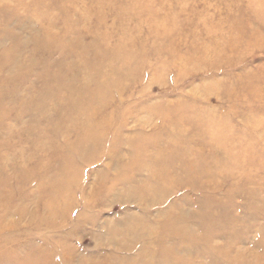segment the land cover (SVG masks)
<instances>
[{
    "label": "rangeland",
    "instance_id": "374dc122",
    "mask_svg": "<svg viewBox=\"0 0 264 264\" xmlns=\"http://www.w3.org/2000/svg\"><path fill=\"white\" fill-rule=\"evenodd\" d=\"M246 4L244 0H0V215L10 209L1 220L14 213L17 229L0 254V264L4 258L14 264L31 250L45 247L53 250L56 264H141L134 260L141 248L149 244L159 251L168 245L175 250L177 238L169 236L157 244L153 235L128 240L124 229L129 224L136 228L141 218L145 227L162 235L155 220L164 222L161 213L174 205L176 212L184 209L181 221L197 235L191 254L199 264H264V258L256 259L264 255V172L248 181L244 172L241 178L224 177L214 168L195 179L182 171L179 177L175 174L181 180L160 184L153 192L148 160L141 154L172 141L176 149L168 162L183 167L184 151L192 152L206 141L207 132L192 124L198 113L214 117L215 129L222 132L264 134V44L237 53L224 50L231 26L252 22L253 14H244ZM164 30L172 31L168 40H162ZM64 47H81L89 59L105 49H141L144 56L137 66L128 64L106 82L110 102L97 104V113L90 118L92 125L101 122L90 134L100 140L88 143L86 152L68 156L69 193L45 209L42 198H48L47 190L39 183L67 163L65 150L80 146L76 135L80 128L85 133L90 129L81 122L76 130L80 122L75 120L61 122L57 108L50 105L55 84L70 76L61 54ZM112 53L105 52L104 57ZM66 59L71 63L69 56ZM244 77L253 83L244 86ZM88 88L90 93L83 97L87 104L79 105L84 110L93 100L94 82ZM37 97L46 101L42 110L35 109ZM63 140L74 146L65 148ZM208 152L205 146L199 158L203 161ZM206 184L216 188L207 189ZM206 217L211 220L203 228L200 219ZM35 220L50 228L41 227L44 224L36 228L31 223ZM10 230L9 226L2 232ZM208 235L211 240L205 241ZM18 241L27 244L13 251ZM4 246L0 243V250ZM156 263L161 264L158 258Z\"/></svg>",
    "mask_w": 264,
    "mask_h": 264
},
{
    "label": "bare ground",
    "instance_id": "6f19581e",
    "mask_svg": "<svg viewBox=\"0 0 264 264\" xmlns=\"http://www.w3.org/2000/svg\"><path fill=\"white\" fill-rule=\"evenodd\" d=\"M244 1L247 3L243 9L244 14H248L249 12L253 14L252 22H246L239 27L231 26V29L229 30V33L227 34V38L225 40L226 49H224L225 51H229L230 53H232V51L237 53L257 44H264V0ZM247 20L248 18L246 19V21ZM173 25L175 26V24ZM160 35L162 37V40H168V38L172 35V31L164 30ZM213 43L212 45H214ZM235 43L237 45L232 47ZM16 47L17 46H15V49H13L15 53H17V51L19 50V48H17V50ZM120 51L121 52L116 49L113 51H109L106 49L101 52L95 51V55L97 57L89 59L86 57V50L81 47H77L75 50H70L68 47H64L62 49L61 54L65 56V65L67 66V69H71L70 76L62 77L61 82L57 85L55 84L54 93H52L51 95L54 101H52V103L50 104L57 108V115L61 122L65 124L70 123L71 120H75L74 122H80L75 125V129L78 127L76 130H78L82 125L81 122H83L84 125H92L90 124V118L96 115V106H98L97 104L101 103L105 104L106 106L110 102L108 100L110 97L106 96L104 92L106 82L112 81L114 78L113 76L118 74V72L120 73L124 67L128 66V64L133 68L137 66V62L144 56L141 49L125 48L123 49V51ZM105 52L113 53L107 59L106 57H104ZM66 56H69L71 58V63L68 64L69 59L67 60ZM14 62H18L15 57ZM32 63L35 62L32 61ZM77 74L82 75L80 79L77 77ZM54 77V81H58V77ZM261 79H264V71L262 72ZM250 80V78L244 77V86L249 83L252 84L253 82H251ZM92 82H94L95 85L94 90L91 91V93L93 94V100L87 101L88 105L86 106L85 110L81 109L79 105H81L82 103L87 104L83 100V97H86V93H90L88 90L86 91V88H88V85H91ZM111 86L115 87V84L112 83ZM66 94H68V96ZM45 106L46 101L43 100L42 97H37L35 109L42 110V108H44ZM69 112H71L70 117L68 115ZM75 117H81L80 119H82L83 121H79ZM192 121L194 122L192 124L201 132H207V134H204L206 137V141L203 143H198L196 147L198 149L195 148V150L193 149L192 152H190L189 150L184 151L187 158L185 159L183 167H178L177 165L168 162V158L176 149L172 141L165 142L159 147L158 151L152 152L150 154L146 151L141 152V154L144 153V159L148 160V170L152 175L150 181V183L152 184L149 188L150 191H153L154 188L156 189V186L160 184L166 185L167 183L173 182L175 180H181L182 178L178 177L182 173L187 172L190 174L192 173L194 178L196 177L195 179H198L199 176L206 175L210 169L217 168L219 169L218 171H221V175L224 177L233 175L235 177L241 178L243 177V174H241V172H244V175L246 174L245 177L248 181H250L253 176H257L259 173L264 172V134H256V136L254 137H247L246 134H230L228 131L222 132L221 130H216L215 118L204 113H198ZM100 124L101 122H97L91 127L89 126L90 129L88 128L89 131L87 129V133H85L84 131V133L81 132L80 128L78 134H76L78 140H80L78 142L80 146L77 148L74 147L71 149V151L68 152L64 149L65 151L63 152V156H67V159L65 158L67 163H62L60 164V166L58 165V170H56L53 176H51L50 178L43 176V181L39 184L43 186L42 188H44V190H47V195H45L49 198H47L48 200L46 198H42L45 209H47V205H49V208L52 202L59 203L61 198L60 195L68 192L67 186L72 181V165L69 162L70 159L68 158V156H71L72 154H79L80 150L82 149L84 152H86L88 148L87 146L89 145L88 143L93 142V145L98 144L100 138H96L95 136H92L90 134L91 132L93 133L96 128L98 130ZM62 131L63 133H65L64 129H62ZM61 136H63V139L66 138L65 134H61ZM82 138L85 139L84 142H82ZM132 141L130 142L131 146L134 145L132 144ZM63 142L65 148H71L72 146H74L73 144H67V142H65L64 140ZM205 146H208L209 152L208 155L206 154V156L204 157L203 162L199 158V151L203 152ZM131 153L133 154V152ZM93 155L94 153L92 151L90 153V156L93 157ZM175 174H178V177H175ZM238 174H240V176H238ZM47 184L51 185L48 186ZM206 185L207 189L216 188L213 185ZM253 195L257 197V191H254ZM176 207L177 205H174L172 207L170 206L168 209L161 213V215L163 214L162 217L164 218V222L161 223L158 220H155V226H159L163 229L162 235L156 234V232L154 231V227H145L143 222L140 220L141 218H137L139 220V223L136 228H134L132 224L127 223L129 225H126L127 227L123 231V236L127 237L128 240H131L135 236L144 237L146 235H153L155 238V243L157 244L158 242H162L164 239H166V237L169 236H175L177 238V249L174 250L173 247L162 245V249H160L159 251H153L152 246L148 244L146 245V247L140 249L138 254L139 256H136V258H134L135 261L141 260V264H154V260L158 258L161 264H164L165 260L170 259L173 260L175 264H199V262L196 261V258L192 257L191 254V248L192 246H195L198 240L197 235L193 233L192 229H189L188 227H185L183 225L181 220L184 218V209L176 212ZM22 212L23 211L20 212V215L22 214ZM9 213H11L10 209L4 211L2 213L3 215H0V243H5L4 248L0 250V254H3L8 249V244L10 243L9 240L10 238L14 239L13 234L17 230L13 227L15 226L13 223V216L15 215L14 213L13 216L11 215L12 218L1 220L5 214V218H7V214L9 215ZM132 216L135 218V215L132 214ZM200 220V225L204 228L207 227V224L211 220V218L206 217L201 218ZM31 223H35V225H37L35 226L36 228L42 224H44L45 226L43 225L41 227L50 228V226L46 225L42 220H35ZM9 226L10 229H12L8 232L11 236L8 235V233L4 234V232H2L3 230H8ZM109 234L110 232H107L105 236L108 238ZM210 237L212 236L208 235L205 241L211 240ZM23 241H21L22 243L18 241L13 251L20 250L23 245L25 246V244H27ZM261 242H264V239L261 240ZM176 250L179 252H177ZM263 258L264 255L261 254V256L256 259H259V261H261L260 259ZM1 260L2 262H4V264L9 263L7 261V258ZM14 264H56V261L53 256V250L45 247V249L39 248L35 251L31 250V252H28L24 256L19 257L18 260L14 262ZM94 264H101V262Z\"/></svg>",
    "mask_w": 264,
    "mask_h": 264
}]
</instances>
